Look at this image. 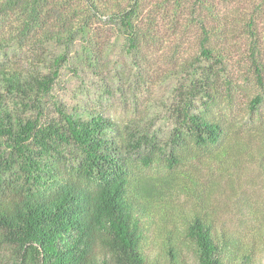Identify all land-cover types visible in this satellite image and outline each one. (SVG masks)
Instances as JSON below:
<instances>
[{
  "label": "trees",
  "instance_id": "1",
  "mask_svg": "<svg viewBox=\"0 0 264 264\" xmlns=\"http://www.w3.org/2000/svg\"><path fill=\"white\" fill-rule=\"evenodd\" d=\"M263 106L264 0H0V264H264Z\"/></svg>",
  "mask_w": 264,
  "mask_h": 264
},
{
  "label": "rangeland",
  "instance_id": "2",
  "mask_svg": "<svg viewBox=\"0 0 264 264\" xmlns=\"http://www.w3.org/2000/svg\"><path fill=\"white\" fill-rule=\"evenodd\" d=\"M248 92L250 91L246 89V93ZM245 104L246 101L243 95L236 98L235 116L242 117L246 109ZM262 112L264 120V106ZM254 131H257V128H254ZM252 133L253 128H251L249 135H252ZM238 136L250 145V149H246L248 155L242 151L235 152L230 150L228 156L231 155L234 161L227 158V160L222 162L230 175L222 177L217 173L221 192L219 202L226 208V210L225 208L223 209V215L233 220L244 218L245 215L252 211V205L258 204L262 208L264 206V171L261 169V166L264 167V162L258 156L256 138L253 140L249 139L246 130L238 133ZM156 170L158 175L161 173L157 177L169 178L163 169H146L145 174L151 176L156 173ZM162 190L164 191L163 196L166 197L168 203V210L176 209V207L183 206L186 203L185 195H181L171 183L164 186Z\"/></svg>",
  "mask_w": 264,
  "mask_h": 264
}]
</instances>
